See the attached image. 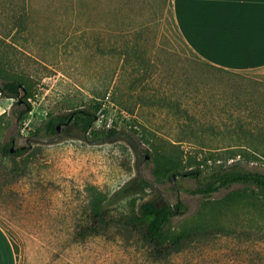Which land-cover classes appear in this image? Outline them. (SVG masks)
I'll list each match as a JSON object with an SVG mask.
<instances>
[{
    "label": "rangeland",
    "instance_id": "374dc122",
    "mask_svg": "<svg viewBox=\"0 0 264 264\" xmlns=\"http://www.w3.org/2000/svg\"><path fill=\"white\" fill-rule=\"evenodd\" d=\"M3 39L16 48H10L15 63L9 71H23L33 83L31 111L20 122L14 112L22 105L0 96V223L18 264H264V208L243 203L203 220L198 214L208 200L252 188L235 184L208 197L192 194L197 180L178 175L170 181L159 155L165 140L177 142L185 172L207 150L232 143L218 131L206 134L201 147L181 132L183 125L211 122L218 128L235 118L245 124L264 120L257 113L263 108L264 74L202 68L175 35L161 0H132L123 9L117 0H0ZM134 41L142 56L124 63L120 50ZM185 73L195 80L190 86ZM202 77L206 88L194 93L195 83L204 87ZM189 87L191 97H181ZM250 92L253 102L244 103ZM169 94L189 109L191 119L158 105L159 97ZM95 102L101 104L93 125L98 135L82 136L72 125H62L58 139L44 135L47 114ZM109 128L117 133L105 136ZM11 138L10 149L25 147L20 157L2 154ZM146 152L152 158L144 157ZM235 162L264 172L262 157L237 156L207 161L202 175ZM141 179L148 186L130 190ZM98 194L107 197L101 207L115 201L120 211L147 200L158 205L178 200L186 211L172 218L170 229L193 228L196 221L201 227L157 255L128 231L102 234L85 226Z\"/></svg>",
    "mask_w": 264,
    "mask_h": 264
},
{
    "label": "trees",
    "instance_id": "16d2710c",
    "mask_svg": "<svg viewBox=\"0 0 264 264\" xmlns=\"http://www.w3.org/2000/svg\"><path fill=\"white\" fill-rule=\"evenodd\" d=\"M161 1L165 7L166 17L169 20L175 35L193 55V58L202 65L200 66L209 70L216 69L226 71L206 63L191 51L181 38L176 27L172 0ZM117 2L120 4V8L123 9L127 6L129 8L132 0H117ZM131 43L120 50V55L124 63H127L132 59L140 60L142 56L143 50L140 48L137 41ZM10 48H13V52L16 51L14 50L16 48L11 41L7 42L3 39V42H0V92L3 97L12 98L15 100V104L22 105V109L14 112L15 121L20 122L31 111V105L28 99L33 97V83L31 78L25 72L9 71V68L15 63L14 59H11V56H9V54L12 53ZM196 61H194V63H196ZM185 75V81H189L186 82V84L190 86L195 80H193L188 74L185 73ZM199 80L200 83L201 81L203 82V77L199 78L198 81ZM195 84L196 89L195 91L193 90L194 93H196V90L198 89L206 88L204 82V87L201 86V88L197 83ZM191 91L192 89H190V87L184 89L181 97H184L185 99L190 98ZM254 95L255 93L250 92L247 98L248 102L244 101V103L253 102L251 97ZM232 101L231 98V103ZM121 104L123 105V109L128 110L127 106L123 103ZM158 105L178 116L190 117V119L191 116L193 117V114L188 111L189 109H187V107H180V100H176L172 94L159 97ZM236 105L237 110L239 104ZM262 106V110H259L257 113L264 116V101ZM100 107L101 104L95 102L92 105L78 107L64 114H47V117L42 124V131L44 135L51 136L56 134L57 125H59V128L62 125H72L80 131L82 136L86 137L89 133L98 135L100 131L93 130V125L96 120V113ZM218 131L220 134L229 135L228 137L231 139L229 141L232 144L228 145L226 148L217 147L216 150H207L203 153V156L197 160L195 166L185 170V172H180L181 162L178 155L182 153V150H180L179 144H176L177 142L165 140L164 146L162 147L163 153L159 154L163 160L162 167L164 175L170 181L172 180V175L188 176L197 180V186L195 189L191 190L192 194H201L208 197L210 194L217 192L222 188H228L235 184L252 188V190L249 188V190H232L219 199L204 202L198 213L199 217L201 216V220H203L202 218L205 215H213L215 212L234 208L243 203H248L250 206L258 208L259 210L264 208V203H258V201H260L259 194L264 195V172L246 169L242 167L239 162L229 165L219 164L206 176L202 175L201 169V166L207 161L216 162L220 159L227 160L237 156L246 159H256L258 157L264 159V120L255 124H245L240 118H235L231 125L226 126V124H223V126L218 128L211 122H207L206 125L200 124L196 127L188 123L183 125L181 129V132L187 133V136L190 138L197 139V145L201 147H203L205 143L204 136L206 134H214L216 132L218 133ZM116 133L117 131L114 128H109L104 135L113 136ZM12 141L11 138L10 143H8L9 145L3 147L2 154L5 156L20 157L25 151V147L21 146L10 151ZM153 154L157 155V150H155ZM222 154H226V156H222ZM145 155L151 157V154L147 152L144 154V157ZM195 159L196 158H194V161H196ZM147 186L148 182L141 179L129 188L132 191H139ZM103 201H107V197H102L100 194L94 196L92 205L87 211V218L85 217V226L95 232H101L102 234L109 229L115 228L128 231L131 234L140 237L157 255L163 253L166 245H178L181 238L187 237L201 227L200 222L196 221V226L193 228L183 226L177 231H172L170 229L172 218L183 215L186 211V206L178 200L174 204L163 203L161 205L156 204L154 200H147L141 202L129 211L118 210L120 208H117L116 205H114L117 203L115 201H111L106 207H101ZM113 211H117V214H114Z\"/></svg>",
    "mask_w": 264,
    "mask_h": 264
},
{
    "label": "crops",
    "instance_id": "0c3cea01",
    "mask_svg": "<svg viewBox=\"0 0 264 264\" xmlns=\"http://www.w3.org/2000/svg\"><path fill=\"white\" fill-rule=\"evenodd\" d=\"M185 44L206 63L264 74V0H172ZM0 264H18L0 223Z\"/></svg>",
    "mask_w": 264,
    "mask_h": 264
},
{
    "label": "water",
    "instance_id": "95a60500",
    "mask_svg": "<svg viewBox=\"0 0 264 264\" xmlns=\"http://www.w3.org/2000/svg\"><path fill=\"white\" fill-rule=\"evenodd\" d=\"M56 134H57V137L55 139H58V134H59V125L56 126ZM10 151H12V149H10ZM145 157H148L147 155H145ZM174 176L172 175L171 176V179L173 180Z\"/></svg>",
    "mask_w": 264,
    "mask_h": 264
},
{
    "label": "built area",
    "instance_id": "2783aa9c",
    "mask_svg": "<svg viewBox=\"0 0 264 264\" xmlns=\"http://www.w3.org/2000/svg\"><path fill=\"white\" fill-rule=\"evenodd\" d=\"M0 96H2L1 92H0Z\"/></svg>",
    "mask_w": 264,
    "mask_h": 264
}]
</instances>
